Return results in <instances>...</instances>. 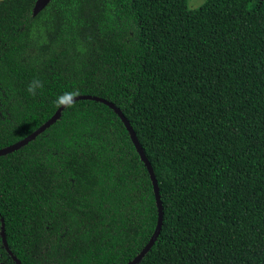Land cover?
I'll use <instances>...</instances> for the list:
<instances>
[{
	"label": "trees",
	"instance_id": "16d2710c",
	"mask_svg": "<svg viewBox=\"0 0 264 264\" xmlns=\"http://www.w3.org/2000/svg\"><path fill=\"white\" fill-rule=\"evenodd\" d=\"M0 0V149L74 89L113 103L156 175L139 264H264V0ZM43 83L36 96L30 81ZM109 105L78 100L0 157V264H128L158 224Z\"/></svg>",
	"mask_w": 264,
	"mask_h": 264
},
{
	"label": "water",
	"instance_id": "95a60500",
	"mask_svg": "<svg viewBox=\"0 0 264 264\" xmlns=\"http://www.w3.org/2000/svg\"><path fill=\"white\" fill-rule=\"evenodd\" d=\"M52 0H37L36 4L34 6V11H33V15L36 16L38 15L42 10H44L46 8V6L51 2ZM78 100H94V101H101L107 105H109L112 109L115 110V112L118 114V116L121 118V120L123 121L124 125L126 126L130 137L137 149V152L139 153L142 161L145 163L152 183H153V188H154V193H155V198H156V202H157V206L159 209V218H158V224L157 227L155 229V232L153 234V236L151 237L150 241L148 242V244L142 249V251L139 253L138 256H136L131 262H129L128 264H139L143 258L146 256V254L150 251V249L153 247L154 243L156 242L161 229H162V225H163V206H162V201H161V195H160V189H159V184L156 178V175L154 173V169L150 163V161L148 160V158L146 157V154L144 153L140 142L136 136L135 131L133 130L130 122L128 121V119L124 116V114L121 112V110L119 108H117L113 103L104 100L102 98L99 97H95V96H89V95H84V96H77L75 98V101ZM65 108L61 107L58 108V110L56 111V113L46 122L44 123L41 127H39L36 131H34L33 133H31L30 135H28L26 138L20 140L19 142L10 145L8 147H5L3 149H0V157L7 155L9 153H12L14 151L19 150L20 148L26 146L28 143H30L31 141L35 140L40 134H42L44 131H46L48 128H50L53 124H55L57 122V120L61 117L62 111ZM2 240H3V244L7 250V252L11 255L12 259L15 261L16 264H22L20 262V260H18L11 252L9 246H8V242L6 239V233H5V228L4 225L2 227Z\"/></svg>",
	"mask_w": 264,
	"mask_h": 264
},
{
	"label": "clouds",
	"instance_id": "9594fccd",
	"mask_svg": "<svg viewBox=\"0 0 264 264\" xmlns=\"http://www.w3.org/2000/svg\"><path fill=\"white\" fill-rule=\"evenodd\" d=\"M43 88V83L38 78L33 79L29 82L27 87V92L32 95L36 96L39 89ZM79 95V91L74 89L72 91H65L62 94L58 95L54 101V104L58 108H69L72 107L75 103V98Z\"/></svg>",
	"mask_w": 264,
	"mask_h": 264
},
{
	"label": "rangeland",
	"instance_id": "374dc122",
	"mask_svg": "<svg viewBox=\"0 0 264 264\" xmlns=\"http://www.w3.org/2000/svg\"><path fill=\"white\" fill-rule=\"evenodd\" d=\"M188 1H189V6L192 9H196L200 7L205 2V0H188Z\"/></svg>",
	"mask_w": 264,
	"mask_h": 264
}]
</instances>
